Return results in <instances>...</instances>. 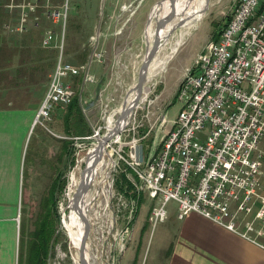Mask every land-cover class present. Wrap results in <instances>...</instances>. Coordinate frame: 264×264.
I'll list each match as a JSON object with an SVG mask.
<instances>
[{
    "label": "rangeland",
    "instance_id": "rangeland-1",
    "mask_svg": "<svg viewBox=\"0 0 264 264\" xmlns=\"http://www.w3.org/2000/svg\"><path fill=\"white\" fill-rule=\"evenodd\" d=\"M63 1L9 0L6 5V19L0 27L3 34V37L0 36V45L8 47V38L15 37V33H22L31 27L29 22L32 20L34 23L39 22L37 29L40 32L44 30L54 33V43L47 49L56 51V63L61 56L64 62L83 67L72 80V90L74 97L81 95V101H84L81 103V109L87 130L86 136H93L98 130V135L101 136L106 134L108 117L114 115L121 107L137 82L138 71L146 53L144 30L149 13L154 4L163 0H84L81 5L77 2L82 0H69L64 33L61 23H54L52 18L45 16L46 2L50 9H61ZM233 1L206 0L207 5L202 11L201 20L193 22L190 28L181 27L177 23L170 36L159 40L158 50L151 61L154 63L149 67L142 87L141 99L129 118L127 129L122 133L125 142L135 138L143 146L159 145L170 129L169 121L176 118L181 108L177 94L183 77L194 70L205 46L213 41L226 25ZM134 17L141 19L139 36L133 34L132 24L138 22ZM137 26L140 25L137 23ZM41 38L43 39V36ZM178 41L180 43L176 46ZM61 44L62 49L56 47ZM175 47L177 50L172 53ZM8 56L7 52L6 59H2L8 62ZM90 103L93 104L89 105ZM62 115L63 111L56 110L52 119L42 121L51 133V140L48 155L43 152L37 157L44 166L42 181L39 180L40 185L36 187L33 196L23 197L19 264L22 253L23 257H26L22 258L24 264L28 257V253L22 249L24 241H32L33 232L44 211L51 206L52 200L54 213L51 214L55 231L45 264H76L77 249L61 227L64 215L62 212L67 213L65 220L69 226V213L66 208L69 201L70 173L78 171L75 168L77 160H82L79 171L83 170L87 151L94 147L95 140L72 141L69 152L65 154L62 139L59 137L68 138L75 133L72 129L64 132ZM113 148L116 150L117 146L114 144ZM258 150L264 153V142L259 144ZM104 157L106 159L107 156ZM29 159L30 154L27 164ZM120 168L115 177L114 192L122 196L121 201L113 198L108 207L105 206L106 196L100 182L103 166L99 168L89 187L88 203L83 201L86 203L84 213L88 222L85 245L88 246L86 251L90 264H150L153 253L157 251V232L163 224L159 223L154 228L150 225L153 222L150 214L154 201L147 196L136 198L132 192V181L127 177L130 175L129 171L124 168L123 163ZM262 172L264 183V169ZM57 174L58 188L53 196H50L51 185ZM131 202L136 205L134 208L130 206ZM175 208L174 202L167 204L168 218L175 215ZM74 229L83 237L79 226Z\"/></svg>",
    "mask_w": 264,
    "mask_h": 264
},
{
    "label": "built area",
    "instance_id": "built-area-1",
    "mask_svg": "<svg viewBox=\"0 0 264 264\" xmlns=\"http://www.w3.org/2000/svg\"><path fill=\"white\" fill-rule=\"evenodd\" d=\"M68 2L64 0L61 9H50L46 2L45 16L61 23L63 33ZM54 40V33L48 31L42 46L52 47ZM56 47L62 49V44ZM82 69L58 58L35 125H44L42 121L50 119L57 104L71 101L68 79ZM177 99L181 108L169 121L170 129L155 149L143 151L142 161L134 156L138 140L125 142L122 138L128 124L103 145L105 152H111L102 157L99 154L95 166L98 171L104 168L100 177L105 206L113 198L122 199L114 192V183L123 163L135 197L147 196L154 201L150 214L153 225L165 219L167 204L174 202L177 218L194 213L258 244L261 229L247 217L254 214L264 227V195L259 181L264 153L258 150L264 142V0L233 1L226 25L217 40L205 46L194 70L183 77ZM98 133L74 138L76 142L95 140L87 156L106 135ZM81 163L77 160L75 168ZM94 177L91 180L90 176L87 190Z\"/></svg>",
    "mask_w": 264,
    "mask_h": 264
},
{
    "label": "crops",
    "instance_id": "crops-1",
    "mask_svg": "<svg viewBox=\"0 0 264 264\" xmlns=\"http://www.w3.org/2000/svg\"><path fill=\"white\" fill-rule=\"evenodd\" d=\"M8 2L9 0H0V27L6 19ZM82 2L84 0L77 4L81 5ZM134 19L140 26H137V23L132 24L133 34L139 36L141 19ZM29 23L35 26L22 33H15V37L10 36L8 47L0 45V264H19L23 197L33 196L36 187L40 185L39 180L42 181L44 166L37 157L43 152L48 155L51 140V133L46 126L35 125L34 120L49 85L50 76L56 67V51L41 46V37L48 31L40 32L37 29L38 21L34 23L32 20ZM0 36L3 37L1 29ZM7 52L8 62L2 59H6ZM76 77L68 79L72 89V80ZM73 99L74 96L68 103L57 104L50 115L52 119L56 110L63 111L64 132L72 129L75 133L68 138L59 137L62 139L65 154L69 152L70 143L74 138L87 135L81 109V103L84 101H81V95H77L81 111L76 112L70 108ZM155 148V145H144L143 151L149 152ZM263 169L264 163L259 177L260 193L264 195ZM58 178L57 174L51 185L50 196H53L58 188ZM53 207L52 204V207L48 208L52 213ZM46 212L47 209L43 216ZM174 212L176 215V208ZM50 215L52 219V214ZM175 215L168 218L167 211L163 221L155 225L149 223L152 228L159 223L163 224L157 232V251L153 253L150 264H264V227H261L254 214L247 219H251L255 226L261 229V234L257 236L258 244L251 243L200 215L191 213L183 219ZM35 231L31 242L24 241V252L28 253V246L34 240ZM22 258H26L23 253L20 263L24 264Z\"/></svg>",
    "mask_w": 264,
    "mask_h": 264
},
{
    "label": "bare ground",
    "instance_id": "bare-ground-1",
    "mask_svg": "<svg viewBox=\"0 0 264 264\" xmlns=\"http://www.w3.org/2000/svg\"><path fill=\"white\" fill-rule=\"evenodd\" d=\"M206 5H207L206 0H175V17H174V19L172 22L166 24V26L163 28V30L160 31V33L158 34V33H156L157 22L169 13V11L171 9V5H170V2L168 0H163V1L155 4L150 11L148 23H147V26H146L145 32H144V41L146 44V53L144 55V58L147 55V53L150 51V49L152 48L154 40L157 37L160 40L161 38L165 39L166 37L170 36L171 32H173V30H175L177 23L181 27L190 28L192 26L191 24L193 22H198L199 20H201L203 17L202 11ZM180 22H181V24H180ZM179 43H180L179 41L177 43H175L176 46H178ZM176 50H177L176 47L173 48L172 53L176 52ZM153 63H154V61L152 63H150V65H149L150 68L153 65ZM73 94H74V92L72 90V96H73ZM134 98H135V91H134V88H132L129 91V93L127 94L126 98L124 99L123 108L121 106L117 111L115 110L116 112L114 113V115H111L108 117L107 128H106V129H108V131H111L114 128L115 118L121 113V111H123L124 109H129L131 107ZM129 118H130V116H128L124 120V122L121 126V129L128 124ZM102 141H103V138L99 140V143H101ZM97 153H99L101 157L104 154L109 155V154H107V152L104 151V149H100L98 147H96L93 150V152H91L90 157L86 161L87 167H89V169L92 168L90 171V176L92 178L91 180H93L95 173L99 172V171H97V166H95V168L93 170V166L96 162L95 155ZM77 170L78 171H73L72 173H70V177H69V179H70V189H69V193H68V200L69 201H68V205L66 208V209H68V213H69L68 214L69 226L67 225L66 220H65L67 217V213L62 212L64 215L62 216L61 227L65 230V232H66L68 238L70 239V241L72 242L73 246L77 249L76 264H81V262L79 260L80 259L79 258V249H80V243H81L82 237H81L79 231L75 230L74 228L79 226V229L81 230V234L83 235V222H82L81 218L79 217V211H80V209L81 210L83 209V211L86 213V211H85L86 203L83 201L86 200V202L88 203V201H87L88 190L87 189L83 190V192L81 194V196H82L81 202L77 201L76 204L73 203V197L77 193V190L81 184V181L83 180L81 177L82 172L79 171V168H77ZM88 176H87V179L89 178ZM97 177L98 176H96V178ZM85 183L86 184L88 183L87 180H85ZM69 209H70V212H69ZM86 248H85V259L87 260V263L90 264Z\"/></svg>",
    "mask_w": 264,
    "mask_h": 264
},
{
    "label": "water",
    "instance_id": "water-1",
    "mask_svg": "<svg viewBox=\"0 0 264 264\" xmlns=\"http://www.w3.org/2000/svg\"><path fill=\"white\" fill-rule=\"evenodd\" d=\"M168 1L170 2L171 9H170V11H169V13L167 15H165L162 19H160L157 22L156 33H158V34L160 33V31L163 30V28L166 26V24L170 23L175 17V0H168ZM159 44H160V41H159V38L157 37L154 40L152 48L150 49V51L145 56L143 64H142V66L140 67V69L138 71L137 82H136V84L134 86L135 98L133 100V103H132L131 107L129 109H124L123 111H121V113L115 118L114 128L111 131H109L103 137V141L101 143H99L98 146H97L98 148L102 149L103 145L106 142H108L109 139H111L114 135L119 134L121 132V130L124 128L123 127L121 129V126H122L124 120L128 116H131L134 108L137 106L139 100L141 99V91H142V87H143V84H144L145 79H146V75H147V72H148V69H149V65H150L151 61L153 60V58L155 57V54H156V52L158 50V47H159ZM91 104H93V103H90V105ZM123 104H122V108H123ZM99 153H97L95 155V159L98 157ZM134 156H135V159L137 161H139V162L142 161V159H143V145L142 144H138V145L135 146V148H134ZM89 157H90V155L87 156V158H89ZM95 164L93 166V170L95 168ZM91 169H89V167H87V166L84 167V170H83V172L81 174V177H82L83 180L81 181V184H80V186H79V188L77 190V193L73 197V203L74 204H76L77 201L81 202V200H82L81 194H82L83 190L84 189L86 190L87 187H88V183L86 184L85 180H87V182H89ZM87 176L89 177L88 179H87ZM79 217L81 218V220L83 222V237H82L81 243H80L79 258H80L81 264H88L87 260L85 259V248H86V246H85V238H86V233H87V230H88V222H87V219L85 217V213H84L83 209L82 210L80 209Z\"/></svg>",
    "mask_w": 264,
    "mask_h": 264
},
{
    "label": "trees",
    "instance_id": "trees-1",
    "mask_svg": "<svg viewBox=\"0 0 264 264\" xmlns=\"http://www.w3.org/2000/svg\"><path fill=\"white\" fill-rule=\"evenodd\" d=\"M219 34L220 32L215 36V39L213 41L217 40ZM70 108L74 109L76 112L81 111L78 106L77 95L72 100ZM52 204H54V201L52 202ZM51 213V209H48L41 222L39 223V226L34 233V240L28 248V257L25 261V264H45L46 257L51 245L50 241L55 231L52 219H50Z\"/></svg>",
    "mask_w": 264,
    "mask_h": 264
}]
</instances>
